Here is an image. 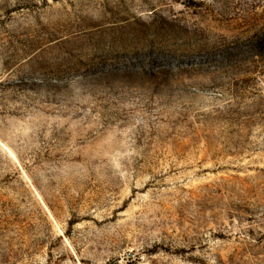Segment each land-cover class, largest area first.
I'll return each mask as SVG.
<instances>
[{"label": "rangeland", "instance_id": "rangeland-1", "mask_svg": "<svg viewBox=\"0 0 264 264\" xmlns=\"http://www.w3.org/2000/svg\"><path fill=\"white\" fill-rule=\"evenodd\" d=\"M0 141V264H264V0H0Z\"/></svg>", "mask_w": 264, "mask_h": 264}, {"label": "bare ground", "instance_id": "bare-ground-1", "mask_svg": "<svg viewBox=\"0 0 264 264\" xmlns=\"http://www.w3.org/2000/svg\"><path fill=\"white\" fill-rule=\"evenodd\" d=\"M0 143H2L1 141H0ZM3 144V143H2ZM10 153H11V155L14 157V154L10 151Z\"/></svg>", "mask_w": 264, "mask_h": 264}]
</instances>
